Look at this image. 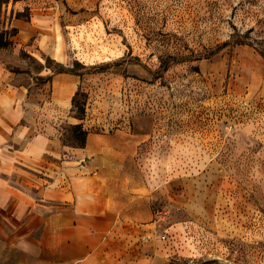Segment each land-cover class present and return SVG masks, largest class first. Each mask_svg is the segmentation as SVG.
Segmentation results:
<instances>
[{"label": "rangeland", "instance_id": "374dc122", "mask_svg": "<svg viewBox=\"0 0 264 264\" xmlns=\"http://www.w3.org/2000/svg\"><path fill=\"white\" fill-rule=\"evenodd\" d=\"M237 34L253 45L212 54ZM257 48L264 0L0 2V94L21 92L35 132L54 125L67 149H79L82 125L94 147L108 145L102 163H128L144 179L147 240L161 245L164 264H264ZM59 65L80 75L54 74ZM65 74L79 82L57 121L53 78ZM96 158L67 150L59 162Z\"/></svg>", "mask_w": 264, "mask_h": 264}, {"label": "crops", "instance_id": "0c3cea01", "mask_svg": "<svg viewBox=\"0 0 264 264\" xmlns=\"http://www.w3.org/2000/svg\"><path fill=\"white\" fill-rule=\"evenodd\" d=\"M78 82L69 74L53 78L51 117L57 121L71 105ZM4 89L0 264H164L161 245L147 240L154 216L144 179L140 183L131 177L128 163H102L99 153L108 145L94 147L96 138L90 134L84 148L67 149L54 125L35 132L25 96ZM67 150L79 161L97 158L92 163L59 162Z\"/></svg>", "mask_w": 264, "mask_h": 264}, {"label": "trees", "instance_id": "16d2710c", "mask_svg": "<svg viewBox=\"0 0 264 264\" xmlns=\"http://www.w3.org/2000/svg\"><path fill=\"white\" fill-rule=\"evenodd\" d=\"M8 1H10V0H0V2H2V3L3 2H8ZM15 1H18V0H15ZM241 44H250V45H253V44H251L250 41H248L246 39V37L241 36L240 34H237V35L233 36L232 39H230V40L222 43L221 45H218L217 49L215 51H213L212 54H215V53L219 52L220 50H222V49H224V48H226L228 46H231V45H241ZM258 50L264 56V51L262 49H258ZM106 68H108V66H102V67H100V70H105ZM63 72L80 75L74 69L66 68L63 65H59L55 69L54 74H59V73H63ZM74 129H75L74 133L82 140V142L78 144V148H84L86 146V144H87L88 132L83 129V126L82 125H76Z\"/></svg>", "mask_w": 264, "mask_h": 264}]
</instances>
